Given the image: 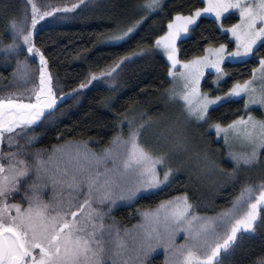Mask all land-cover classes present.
Wrapping results in <instances>:
<instances>
[{
    "label": "snow or ice",
    "instance_id": "6c2138e0",
    "mask_svg": "<svg viewBox=\"0 0 264 264\" xmlns=\"http://www.w3.org/2000/svg\"><path fill=\"white\" fill-rule=\"evenodd\" d=\"M161 2L145 0L143 8L153 11L160 8ZM203 2V7H196L188 14L176 12L168 20L167 30L149 46L153 51L162 52L171 63L170 99L183 101L188 116L197 120L207 118L211 105L231 97H246V110L250 105L264 106V55L259 57L252 74L242 81H234L223 96H211L201 91L200 86L205 69H214L215 79L220 82L227 75L222 67L226 59L240 62L241 58L255 56L257 49H264V0ZM83 3L84 0H76L62 7L42 8L36 0H26V5L31 6L30 23L27 13L23 20L12 18L11 42L0 49L7 57L18 56L26 48L33 58H39L38 84L27 92L0 95V145L6 137L8 146L14 148L0 151V264H109V261L146 264L160 247L165 251V264H225L242 247L246 236L264 229V180L255 185L245 184L232 206L214 217L193 211L187 193L142 210L143 223L136 226L139 231L132 237L130 248L125 237L132 230L125 229V235H121L119 228L104 223L105 213L93 204L114 203L121 198L134 200L141 191L168 181L173 172L168 166L169 150L144 138L154 125L151 117L142 116L140 123L124 117L120 123H127V132L122 129L100 152L89 148L86 141H69L54 145L51 150L30 149L19 143L27 130L52 117L60 98L53 89L48 59L34 40L38 22L55 13H67ZM226 13H236L239 19L226 26L223 23ZM202 15L213 16L219 29L234 38L235 47L229 52L228 44L209 42L202 55L181 60L178 41L187 37ZM139 23L140 20L134 21L108 39L124 40ZM147 50L139 49L141 53ZM134 55L135 52L127 53L106 69L90 73L71 90L72 94L93 81L110 80ZM177 66L182 69L179 73L173 70ZM28 68L26 61L17 59L13 74L27 82ZM212 126L217 135L223 133L226 143L238 139L249 146L250 150L245 153H230L236 165L252 166L264 154V118L247 111L227 124L217 122ZM161 139L174 149L186 143L184 135L171 128L159 131L156 140ZM35 140V135L28 136L25 143L30 146ZM161 168L164 169L162 176ZM49 183L54 191L57 187L67 189L68 199L45 200L44 189ZM76 193H83L82 201H74ZM181 231L184 239L177 243ZM129 252L134 256H127ZM257 264H264V257Z\"/></svg>",
    "mask_w": 264,
    "mask_h": 264
},
{
    "label": "trees",
    "instance_id": "16d2710c",
    "mask_svg": "<svg viewBox=\"0 0 264 264\" xmlns=\"http://www.w3.org/2000/svg\"><path fill=\"white\" fill-rule=\"evenodd\" d=\"M42 8L63 6L76 0H36ZM145 0H84L77 9L67 13H55L39 23L34 33L36 46L45 54L53 75V89L59 96L68 93L85 81L92 72L106 69L120 56L135 52L110 80L93 81L77 94H71L57 103L52 117L34 127L35 132L22 135L20 144L24 147L51 150L54 145L68 141L88 142L89 148L101 151L109 146L112 138L122 129L127 132V123L120 122L127 117L137 119L156 117L165 112L167 92L171 85L170 64L160 51H153L150 45L155 37L167 30V22L176 12L188 14L204 5L203 0H165L155 11L143 8ZM25 13L31 15V6L26 0H0V49L10 43L9 22L12 18L23 20ZM143 17V19H141ZM223 23L230 26L239 17L232 13L225 16ZM140 20L133 33L119 42H106L107 38L121 28ZM212 42L233 46L229 34L219 29L215 18L203 16L192 28L190 34L179 40V57L191 59L203 54V48ZM140 48L148 49L141 53ZM264 49H257L255 56L240 62L226 61L227 75L219 83L216 74L208 72L202 82V89L212 95L224 93L236 80L247 79L252 69L258 66ZM17 59L29 65L27 82L13 74ZM39 61L27 53L26 48L18 56H4L0 51V95L9 92L30 90L38 84ZM246 98H228L211 107L208 116L201 123L202 128L217 122L227 124L238 116L251 111L257 118H264L259 106L244 107ZM35 134L36 140L30 146L25 143L28 136ZM216 130L206 133V138L220 151L224 179L214 185L213 191L206 190L207 182L192 179L186 175L172 177L154 192L141 194L128 206L118 208L114 216L121 228L135 226L142 222L141 212L155 208L161 201L187 193L193 204V211L203 216H217L230 208L245 184H258L264 180V154L252 166L236 165L230 158L225 141L216 136ZM218 137V138H216ZM47 155V152L45 153ZM61 166H65L63 163ZM233 169L235 173L233 174ZM133 231V229L131 228ZM131 231V236L137 233ZM182 232V231H181ZM264 257V229L245 237L242 247L225 264H257ZM164 255L151 259V264H164ZM160 261V262H159Z\"/></svg>",
    "mask_w": 264,
    "mask_h": 264
},
{
    "label": "rangeland",
    "instance_id": "374dc122",
    "mask_svg": "<svg viewBox=\"0 0 264 264\" xmlns=\"http://www.w3.org/2000/svg\"><path fill=\"white\" fill-rule=\"evenodd\" d=\"M164 1L165 0H162L161 5L163 4ZM203 6H201V7H203ZM155 10H157V9H155ZM155 10H153V11H155ZM227 15L228 14L226 13L225 16H227ZM203 16L213 17L210 15H202V17ZM199 20H200V18L198 19V21ZM40 22H38V25ZM229 36H230V34H229ZM230 39L233 42V46L228 45L227 51H229V52H231L232 49L235 47L234 38L230 36ZM119 41H122V40H111V39L107 38L106 42H119ZM178 47H179V45H178ZM35 58L39 61L38 57H35ZM165 58L167 59L166 56H165ZM246 58H248V57L241 58V60L246 59ZM179 59H181V58L179 57ZM226 61H232V60L226 59L225 62ZM168 62H169L170 67H171L170 61H168ZM224 63L222 64V67L224 66ZM173 70L175 72L179 73L182 69L180 66H177ZM208 72H213L216 74L214 69H211V68L205 69L204 76L201 78V81H200L201 91H203V92H206V91H204L202 89V82H203V79L205 78V76L207 75ZM170 78H171V85H170V88H171V86L173 84V80H172L171 76H170ZM215 82L219 83V82H217L216 79H215ZM206 93H208V92H206ZM71 94H72V92L65 93L64 96H60V95L58 96L57 95L58 97H60L58 99L57 103L61 100L66 99ZM208 94L211 96H215V95H212L210 93H208ZM216 95L223 96V93H218ZM166 97H167V106H166L165 112L159 116L152 118V120L154 121V125L151 129H148L146 131L144 138L149 143L159 144V146L169 150L168 166L173 168V172L170 174L169 179H171L172 177L182 176V175H186L188 177H191L192 179H200V180L207 182L206 190L209 192H212L214 185L217 182H219V180L224 179V173H222L223 168H222V166H220L221 160H222V159H220L221 157L219 156L220 151H218L217 147L212 145L210 143V141H208V139L206 138V133L214 130L215 128L212 125L208 126L206 128H202L201 123L203 122V120H197L194 117H189L188 114L186 113L185 109H184L183 101H179V100L173 101L172 99H170L168 92H167ZM231 98H240V97H231ZM244 98H246V97H244ZM218 103H220V102H217L216 104L211 105L210 108L217 105ZM251 106H259L264 111V106H261V105H251ZM144 119H147V118H144ZM140 122H141V119H137V123H140ZM167 128H171V129H174L175 131L181 132L184 135V137L186 138L185 145L179 149H174V148H172V146L169 142H166L163 139H161L160 141H157L156 136L159 134V131L163 130V129H167ZM32 130L35 132V128H32L31 130H27V131L31 132ZM22 135L19 138V143H20V139L22 138ZM216 136H218L219 138H222L224 140L223 133H221L220 135H216ZM218 137H216V138H218ZM71 142H77V141H71ZM225 144L228 147L229 155H230V153H245V152L250 150V148L247 144H245L244 142H242L238 139H230L227 143L225 142ZM0 146H1L0 151H3V152H8V151L14 150V148H10L8 146V142H7L6 137H5L3 144ZM30 149H36V148L30 147ZM95 151L100 152L99 150H95ZM230 158L232 159L231 155H230ZM109 166H111V162H109ZM61 167H63V166H61ZM101 167H103V166H101ZM163 170L164 169L161 168V176L163 174ZM70 171H71V169H70ZM50 186L52 187L51 184H50ZM157 189L159 190L160 186H158L156 188L148 189V190H143L134 200H127V199L121 198V199H116L114 203H112L110 201H105L103 204H101L97 201L93 204V207L100 208L105 213L104 223L106 225H109L107 222H111V225H113L114 228H119L121 230V235H125V232H124L125 229L131 230V228H132L133 233H134V229L136 232H138L139 228L136 226L142 224L143 219L141 220L142 221L141 223L139 221L138 222L139 224H137L133 227L132 226L131 227L130 226L129 227L124 226L123 228H121L119 226V224H117V221L113 220L114 219L113 212L119 207L131 205L132 203H134L137 200V198L141 194L150 193L152 191L154 192V190H157ZM60 190L62 192L67 191V189H61V188H60ZM85 191H86V188H85ZM76 194L83 196V193H76ZM83 198L84 197H82V200H83ZM50 199H52V198L50 196H48V199H45V200H50ZM66 200L67 199H65V201ZM111 219H112V221H109ZM130 233H128L125 238L128 240L129 247L131 248V247H133L132 237H134V236H131ZM106 239H107V236H106ZM183 239H184V234H183V232H181L177 236V243H180ZM158 254L164 255V258H165V251L162 247H160V248H157L156 251L153 252L149 256L146 264H151V259L155 255H158ZM126 255L127 256H134V253L129 252ZM109 264H111V261H109ZM164 264H165V260H164Z\"/></svg>",
    "mask_w": 264,
    "mask_h": 264
},
{
    "label": "flooded vegetation",
    "instance_id": "af4514ba",
    "mask_svg": "<svg viewBox=\"0 0 264 264\" xmlns=\"http://www.w3.org/2000/svg\"><path fill=\"white\" fill-rule=\"evenodd\" d=\"M0 149H1V146H0ZM56 192H59L60 193V195L59 196H56L55 195V193ZM65 193L66 192H62L61 190H60V188L59 187H57V189H55V191H54V189H53V187H51L50 186V183H49V185L44 189V199H48V196H50L52 199L53 198H56V199H60V198H62V199H68V197L65 195ZM82 197H84V196H81V195H77V194H75L74 195V201H82ZM17 199H19V197H17ZM123 207V206H122ZM120 208V207H119ZM118 209V208H117ZM116 209V210H117ZM115 210V211H116ZM114 211V212H115ZM114 212H113V215H114ZM114 217V219L113 220H115V221H117V222H119V220L115 217V216H113ZM112 219L111 220H109V221H112ZM108 224H111V222H107ZM159 255H161V254H159ZM155 256H157V255H155ZM154 256V257H155Z\"/></svg>",
    "mask_w": 264,
    "mask_h": 264
}]
</instances>
